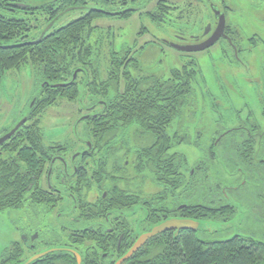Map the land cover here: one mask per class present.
Masks as SVG:
<instances>
[{
	"label": "trees",
	"instance_id": "1",
	"mask_svg": "<svg viewBox=\"0 0 264 264\" xmlns=\"http://www.w3.org/2000/svg\"><path fill=\"white\" fill-rule=\"evenodd\" d=\"M33 1L35 3H32V7L26 10L36 12L33 13L34 16L45 18L46 29L66 12L83 8L88 10V14L48 33L51 27L43 38L41 36L31 40V20L16 17L21 12L15 4L29 0H0V10L3 11L0 13V84L12 71L21 72L29 67L36 72L41 91L34 101L32 100L26 124L0 147V213L17 210L29 200L33 204L47 206V202L39 201L37 197L49 194L43 186L46 181L42 180L56 175L59 167L63 168V164L56 158L61 155L67 161V174L72 179L82 175L81 168L76 172L72 166H79L89 159L92 161L88 164L89 169L84 171L86 174H124L128 170L125 163L129 161L131 149L128 148L131 141L146 143L141 145V149H136L134 154L138 156V169L146 167L151 173L150 177L163 187L162 194H172L170 198L176 200L177 191L180 192L181 189L187 192L208 188L209 175L214 173L213 167L223 165V168L235 172L237 177H242V181L235 183L239 189L249 192V184L254 186V183H259L262 186L261 189L252 190L250 195L254 201L262 204L260 208H264V132L258 133L261 139L258 140L257 146L251 138L252 133L241 136L230 134L225 140L224 137L220 139L217 144L216 140L212 139V143L206 148L198 144L205 161L197 165L193 175L190 174L192 169L186 155L172 152L174 147L180 144L177 142L180 138L171 135L173 123L177 119L180 120L185 113L191 116L197 110L194 104V82L201 73L195 61L188 62L180 70H173L167 79L161 74L146 72L142 67L145 65L139 61L137 53L132 52L133 47H127L120 52L115 53L112 50L113 52L109 53L107 74L102 76L103 70L99 60L103 58L106 61L108 58L102 57L101 53L108 49V45H114L111 41L114 35L111 27L105 29L97 26V21L103 18L129 20L140 13L138 15L147 14L152 21L162 23L166 17L163 14L167 12L160 10L164 4L158 3L156 11L146 13L147 8H144V5L147 1L136 5L137 2L132 3L136 0H97L91 3L90 7H87L89 0ZM165 1L169 0H164L163 3ZM131 5L133 10L129 9ZM9 7L13 10L8 9ZM100 9L103 11L98 12ZM111 12L116 14H110ZM40 38L39 43L28 44ZM76 72L78 75L74 80ZM262 83L264 70L261 71L260 84L254 87L257 89ZM83 87L91 98L105 101L102 112L78 121V129L83 125L81 131H76L78 141L72 143L68 139L62 143H47L41 125L45 111L59 105V101L79 102ZM259 99L264 102V96ZM223 101L230 103L227 98H223ZM223 108L224 106H218L213 110L221 128H251V114H245L243 109L237 110L234 106H230L227 111ZM261 115L262 120L257 121L258 127L264 126V106ZM224 146L232 149L223 151ZM238 146L240 151L236 150ZM4 154L7 157L3 158ZM117 181V189L122 191L119 190L114 196L112 188L113 197L119 204H125L129 202L127 196L131 191V182H127L121 175ZM215 190L221 198L208 204L203 202L194 207L188 206L183 216L199 221L233 216L237 208L226 202L229 198L223 196L233 188L215 184ZM220 199L222 204H218ZM236 200L243 201L240 196ZM186 237L176 240L170 233L156 236L144 251L136 253L124 264H264V242L251 237L238 235L212 243L199 239L195 234L189 233ZM16 246L6 250L0 264L25 263L22 259L24 255L22 252L18 253ZM121 246V253H125L132 245L124 240ZM116 248L117 246L114 252ZM102 252L99 245L97 248L90 245L84 264L100 261ZM107 252L109 255L112 253L111 250ZM34 264L77 262L71 255L56 250Z\"/></svg>",
	"mask_w": 264,
	"mask_h": 264
},
{
	"label": "flooded vegetation",
	"instance_id": "2",
	"mask_svg": "<svg viewBox=\"0 0 264 264\" xmlns=\"http://www.w3.org/2000/svg\"><path fill=\"white\" fill-rule=\"evenodd\" d=\"M132 1L133 0H131V2ZM146 1L147 3L144 5V8L148 9L154 0L151 2L150 0H136L132 3L137 2L136 5H141ZM182 1H190L191 7H194L193 3L198 5L202 0ZM32 3H35V1L29 0V2L15 3L18 6V11L21 12L18 15L23 14L25 18L30 19L31 22L33 18H36V16L33 15V13L36 12H31L30 10L26 9L28 7H32ZM132 5L129 9L133 10ZM204 5L205 9L207 10L206 16L208 19L203 20L202 24L198 23L199 20H195L194 16H192V13L187 17L184 16L183 10L181 9L182 6H180V4L175 6L167 5L169 6L167 8L162 5L160 10L167 11L163 14L164 17H166L164 19L165 21L162 22L165 24L162 26V28L164 27L165 30L162 32V37H157V39H154L157 41L156 43L160 42L165 47L175 51H178L175 48L176 46H200L208 41L218 31V24L220 22L219 17L221 15H225V30L221 39L214 45V47L217 46L219 49H223L225 54L228 51L233 52L234 58L238 63L233 65L229 64L232 69L242 68L243 71L246 72L263 71L264 61L260 60L259 62H254L253 58L255 56L256 59V56L260 55L261 45H264V0H205ZM235 7L243 8V10H241L242 15L240 17V21H243V23H245V19L253 18L252 21L247 24L250 27L249 34L245 37L247 41L243 42L246 53H242V56L245 60L239 59L238 57L240 51L242 50L239 48L240 42L236 40V34H239V31L236 29L239 27V22L236 24L229 22V16L231 13H233V11H235ZM8 9L13 10L12 7H9ZM172 12L176 15V17L175 15L169 17ZM146 13H149V10H147ZM36 21H38L37 18ZM32 26L33 30L30 33L31 40L34 38L32 35L34 30L38 28V26ZM253 39H258L261 43L257 44ZM252 45H259V48L253 49ZM214 47L204 50L203 52H178L187 56H192L196 55L197 53L203 54L204 52H210ZM133 50L132 52L136 54V50L138 49L136 46L135 48L133 46ZM253 82L254 85L260 84V78L253 80ZM258 86L259 87L257 89L252 86V89L248 88L247 90L251 104H244V106L240 108H238L236 105L230 104L237 110L243 109L245 114H251L252 121L249 124L251 128L242 127L239 129L229 128V130H224L217 123L215 127L216 130L211 137L212 139L216 140L215 144H217V142H219V140L223 137L225 140V138L230 136V134L241 136L245 133L248 135L252 133L251 138H253L255 146L258 145V140L261 139V135L258 133L264 132V126L258 127L257 122L262 120L261 114L264 102H260L259 98H263L264 96V83ZM257 94H259V96ZM240 96L242 97V95ZM83 117H86V115H83L82 118ZM173 126L174 125H172V127ZM184 129H181V132H173V135H177L180 138L177 141L180 144L177 146L187 145L190 147L193 141L191 138H188L190 137V133L185 132ZM184 133L185 135L183 136L182 134ZM197 137V141L202 139V137H199L198 135ZM183 141L184 143H182ZM145 144L146 143L141 141L140 143H132L131 141L130 147L128 148V150L131 149L129 161L125 163V166L128 167V170H126L124 174H118V176H95L92 174H86L84 171L89 169L88 164L92 161V159H89L83 161V163L79 166H72L76 172L78 171V168H81L82 170V175L79 176V178L72 179V177L67 174L69 172V167L66 159L63 158L62 155L56 157L58 161L63 164V168L61 169L59 167L56 175L51 177L49 176V178L42 180L46 181L43 186L47 189L49 194L37 197V200H43V202H47V206L36 205L33 204L31 200H29L28 203L16 210L17 212L19 211L18 213H20L22 216L21 222L23 227L19 228L21 236L19 241L13 242L7 249L13 245H17L16 249L18 250V253L22 252V255H24L22 259L25 262L29 261L34 256L43 254V252L57 249L59 251H63L64 254L67 253L71 255L73 259L76 260L77 264H84L89 246L93 245V247L97 248L99 245V247H101L103 250L101 256L102 259L95 262L94 264H116L122 260V258L130 250L133 249L135 246L134 244L138 242L145 234L150 233L157 225L165 223L166 220L190 219L200 222L201 220H196L193 217L183 216L184 211L188 210V206L194 207L198 205L197 203L190 201H187V203L182 201L183 203H181L180 201H177V199L175 200L170 198L172 194L169 196H167L165 193L162 194L163 187H161L160 184H157L153 178L152 180L154 183L150 188L148 187V177L150 179L151 173L147 171L146 167L142 168L141 170L138 169L139 166L136 162L138 156L134 155L136 153V149H141V145ZM230 149L232 148L227 146L222 147L223 151ZM196 150L199 151V148ZM236 150L240 151V146H238ZM201 154L202 158L196 163L189 164L188 162L192 169L190 172L191 175L195 174L197 165L205 161L204 154ZM255 158L258 162H261L257 157ZM85 165H87V167ZM120 175L122 178L126 179L127 182H131V191L127 196L129 202H126L125 204H119L117 199L113 197V193L114 196H116L119 190L122 191L121 189H117L116 186V182H118L117 180ZM112 188L113 193L111 190ZM178 192L179 191H177V193ZM218 204H222V200L221 202H218ZM200 230L201 228L197 232L191 230H180L179 233L175 231H166L163 234H173L174 239L178 240L180 237L187 238L186 234L190 233L195 234L201 240L211 242L207 241L206 238L200 234ZM152 239H149L144 244V247L138 252L144 251V249H146L148 246L147 244ZM124 240H126L132 246L125 253H121V244ZM116 246V252H114V248ZM7 249L4 250L2 256ZM107 250L112 251L111 255H109ZM77 253L82 259L81 263H79V259H77L75 255ZM136 253L133 255H136ZM40 260L41 259L37 260L36 262ZM178 264L185 263L179 262Z\"/></svg>",
	"mask_w": 264,
	"mask_h": 264
},
{
	"label": "rangeland",
	"instance_id": "3",
	"mask_svg": "<svg viewBox=\"0 0 264 264\" xmlns=\"http://www.w3.org/2000/svg\"><path fill=\"white\" fill-rule=\"evenodd\" d=\"M96 1L97 0H89L90 3L87 7H90L91 3ZM204 2L205 0H202L198 5L193 3L194 7H191L190 1L169 0L163 3L162 0H154L147 10L150 12L156 11V5H158V3L161 5L164 4L165 6L180 4L184 16L187 17L192 13L195 20H199L198 23L202 24L203 20L208 19ZM93 9L98 8L93 7ZM241 10H243V8L235 7V11L229 16V22L233 24L239 22V27L236 28L239 31V34H236V40L240 42L239 48L243 51H240L238 57L239 59L245 60L242 56V53H246L243 42L247 41L245 37L248 36L250 30L247 24L252 21L253 18H247L244 20L245 23H243V21H240L242 15ZM87 11L88 10L81 8L77 9V11L66 12V14H63L55 21V24H52V28L48 33L65 27L71 21L78 20V18L88 14ZM0 13H3V11L0 10ZM172 15L175 14L172 12L169 17ZM16 17L25 18L23 14L16 15ZM36 18L38 21H36ZM36 18L32 19L31 24L38 26V28L34 30L32 35L34 38H39L46 31V23L45 18L42 16L38 15ZM96 25L105 29L111 27V31L114 35L111 39L114 45H108V49H104L101 53L102 57L108 58L106 61L103 58L99 60L103 70L102 76L107 74L110 52H120L124 50V48H132L135 45L138 49L136 50L137 57L139 61L145 65L142 66L143 69L146 72L149 71L158 75L161 74L167 79L170 78V73L173 70H180L188 62H196L198 71L201 73L196 82H194V89L196 91V100L194 104L197 110L195 113H192L191 116L185 113L183 118L180 120L177 119L173 123L174 126L171 127L170 130L171 135L175 131L181 132V129L183 130L184 128L185 132L190 133V137L188 138H191L193 141L190 147L187 145H180L174 147L172 150V152H177L184 156L186 155L189 164H194L202 158L201 152L196 150L199 143L205 148L212 143L211 137L218 123V119L213 110L217 109L218 106H224L223 109L227 111L231 106V101L232 104L236 105L238 108L244 106V104H251L247 90L248 88L252 89V86H254L253 80L260 78L261 71L246 72L243 71L242 68L232 69L229 64L233 65L238 63L232 51H228L225 54L223 49H219L215 46L210 52L187 56L165 47L160 42L154 44L152 42H157L154 39L162 37V32L165 30L162 26L165 24L152 21L147 14H135L129 20L103 18L98 20ZM253 40H255L257 44L261 43L258 39ZM252 48L258 49L259 45H252ZM228 55L232 57L228 58ZM260 60L264 61V45H261L260 55L256 56V59L255 56L253 58L254 62H259ZM36 75L34 70L27 67V69H23L21 72L12 71L1 81L0 137H4L7 131L12 130L14 125L25 119L28 115L34 99L41 92L40 85H38L39 80ZM240 95H242V97ZM223 98L230 100V103L226 104ZM95 100L94 97L91 98V96L86 94V89L83 87L79 102L69 103L67 101H59V105L50 107L45 111L41 125L43 127V134L46 142L62 143L68 139H70L72 143L78 141L79 136L76 131L82 130L83 125L78 129V121L81 120L82 116L86 115L89 117L93 116L94 113L102 112L105 101L96 100V102ZM182 135L184 136L185 133ZM197 135L202 137L200 141H197ZM4 157H7V155L4 154L3 158ZM213 168L214 173L209 175L210 178L207 183L209 185L208 188H204L201 191L187 190V192H183L184 189H181L179 194H176L175 198L181 203L190 201L197 204L203 202L208 204L210 201L221 198L215 190V184L226 185V187L230 189L233 188L231 192L223 196L229 198V201L226 202L237 208L234 215L228 218H211V220L204 221L201 225L200 234L205 237L207 241L211 242L228 240L238 235L251 237L254 240L264 242V208H260L262 204L254 201L250 195L252 190L261 189L262 186L259 183H254V186L249 184L247 186L249 192L244 191V189H239V186L235 184L242 181V177H237L235 172L223 168L222 165L214 166ZM153 183L152 177H150V179L148 177L149 188ZM243 183L245 182L243 181ZM238 196H240L243 201L238 202L236 200ZM18 212L16 210H7L6 212L0 213V260L4 250L13 242L19 241L21 236L19 228H22L23 224L21 222L22 216Z\"/></svg>",
	"mask_w": 264,
	"mask_h": 264
},
{
	"label": "water",
	"instance_id": "4",
	"mask_svg": "<svg viewBox=\"0 0 264 264\" xmlns=\"http://www.w3.org/2000/svg\"><path fill=\"white\" fill-rule=\"evenodd\" d=\"M98 12L100 11H103L102 9L100 10H97ZM110 14H116L114 12H111ZM219 24H218V31L208 40L206 41L205 43H203L202 45L200 46H194V47H178L176 46L175 48L178 50V51H185V52H188V53H192V52H203L204 50H207L211 47H213L222 37L223 35V32L225 30V22H226V19H225V15H221L219 17ZM52 27V24L51 26L49 25V27L46 29L49 30L50 28ZM46 31L43 33L42 37H44ZM41 38L39 40H37L36 42H33L34 44L35 43H39ZM33 43H28V44H31L33 45ZM77 75H78V72H76L74 74V80H76L77 78ZM60 86V85H58ZM56 86V87H58ZM61 86H64V85H61ZM86 118H88V116L86 117H83L81 120H85ZM80 120V121H81ZM26 121H27V118L23 119L22 121H20L18 124L15 125L14 129L5 134L4 137H1L0 139V147L4 145V143L8 142L9 140L12 139V137L15 135V133L21 128L23 127V125L26 124ZM90 145V144H88ZM91 146V145H90ZM203 222H197L195 220H190V219H170V220H166L165 223H161L159 225H157L150 233L148 234H145L138 242H136L133 247L132 250H130L123 258L122 260H120L118 263L116 264H123L124 262L128 261L129 259L132 258L133 254H135L136 252H138L140 249H142L144 247V244L149 240V239H152V238H155V236L157 235H160V234H163L165 233L166 231H175L177 233H179L180 230H184V231H195L197 232L200 228H201V225H202ZM121 242V241H120ZM57 249H54V250H49V251H46V252H43V254H40V255H37V256H34L32 257V259H30L29 261L25 262L24 264H32L34 262H36L37 260L43 258V256L49 254V253H53L54 251H56ZM77 259H79V263H81L82 259L80 258L79 254H75Z\"/></svg>",
	"mask_w": 264,
	"mask_h": 264
}]
</instances>
